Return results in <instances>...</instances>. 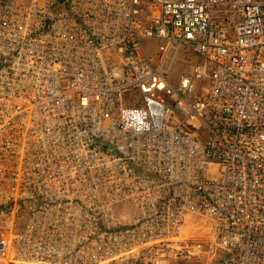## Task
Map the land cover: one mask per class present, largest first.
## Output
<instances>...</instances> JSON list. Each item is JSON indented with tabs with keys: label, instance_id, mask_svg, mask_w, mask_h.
<instances>
[{
	"label": "built area",
	"instance_id": "2783aa9c",
	"mask_svg": "<svg viewBox=\"0 0 264 264\" xmlns=\"http://www.w3.org/2000/svg\"><path fill=\"white\" fill-rule=\"evenodd\" d=\"M0 264H264V0H0Z\"/></svg>",
	"mask_w": 264,
	"mask_h": 264
},
{
	"label": "rangeland",
	"instance_id": "374dc122",
	"mask_svg": "<svg viewBox=\"0 0 264 264\" xmlns=\"http://www.w3.org/2000/svg\"><path fill=\"white\" fill-rule=\"evenodd\" d=\"M190 53L192 52L189 46L182 48L179 52L178 58L176 59L174 64V71L172 73V80L174 82H178L180 74L189 66L190 60L188 59V55H190ZM27 217L28 212L25 210L17 216L15 222L16 232L24 231L27 222Z\"/></svg>",
	"mask_w": 264,
	"mask_h": 264
}]
</instances>
